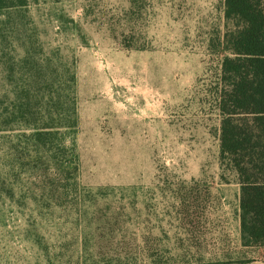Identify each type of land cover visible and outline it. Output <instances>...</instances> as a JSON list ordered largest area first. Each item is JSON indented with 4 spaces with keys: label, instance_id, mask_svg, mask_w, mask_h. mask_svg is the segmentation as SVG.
<instances>
[{
    "label": "rangeland",
    "instance_id": "1",
    "mask_svg": "<svg viewBox=\"0 0 264 264\" xmlns=\"http://www.w3.org/2000/svg\"><path fill=\"white\" fill-rule=\"evenodd\" d=\"M6 3L0 94L28 81L26 59L47 63L43 73L72 92L65 111L76 125L47 148L28 130L0 131V264H82L84 242L89 263L107 226L141 247L163 240L178 223L177 191L192 185L209 191L208 222H239V187L218 159L223 0ZM238 258L264 264V248ZM132 259L150 262L144 252Z\"/></svg>",
    "mask_w": 264,
    "mask_h": 264
},
{
    "label": "trees",
    "instance_id": "2",
    "mask_svg": "<svg viewBox=\"0 0 264 264\" xmlns=\"http://www.w3.org/2000/svg\"><path fill=\"white\" fill-rule=\"evenodd\" d=\"M8 1L0 0V8H8ZM223 14L229 26L218 42L222 54L215 92L220 116L218 159L220 169L233 173L239 187L242 244L261 247L264 246V0H223ZM26 61L23 67L28 68V81L19 80L21 85L0 94V99L8 101L4 109L0 108V131L28 130L27 136L37 147L47 148L54 143L59 146V130L76 125L74 109L68 113L66 106L69 99L73 102L72 92L60 88L56 72L43 73L44 69L49 70L47 63L43 66ZM5 72L11 79L13 74ZM70 79L73 81V77ZM54 86L55 93H51ZM22 136L26 137L25 133ZM177 192L178 223H208V189L192 185ZM94 215L96 221L104 216L100 210ZM116 216L106 218L104 223L111 224L109 220L115 221ZM108 227L98 228L99 232L94 234L91 246L94 253L91 252L89 263L88 245L82 244V264H132L137 252L152 255L156 250V243L152 242L141 247L136 235L128 241L124 236L115 240V228Z\"/></svg>",
    "mask_w": 264,
    "mask_h": 264
},
{
    "label": "crops",
    "instance_id": "3",
    "mask_svg": "<svg viewBox=\"0 0 264 264\" xmlns=\"http://www.w3.org/2000/svg\"><path fill=\"white\" fill-rule=\"evenodd\" d=\"M164 239H156V250L148 264H249L250 250L242 244L237 223H172L166 226Z\"/></svg>",
    "mask_w": 264,
    "mask_h": 264
}]
</instances>
